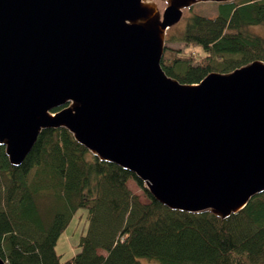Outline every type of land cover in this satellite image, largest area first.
Wrapping results in <instances>:
<instances>
[{"label": "water", "instance_id": "95a60500", "mask_svg": "<svg viewBox=\"0 0 264 264\" xmlns=\"http://www.w3.org/2000/svg\"><path fill=\"white\" fill-rule=\"evenodd\" d=\"M233 0H0V145L21 166L66 128L172 210L222 219L264 193V61L182 83L162 67L186 8ZM0 264H8L0 256Z\"/></svg>", "mask_w": 264, "mask_h": 264}, {"label": "trees", "instance_id": "16d2710c", "mask_svg": "<svg viewBox=\"0 0 264 264\" xmlns=\"http://www.w3.org/2000/svg\"><path fill=\"white\" fill-rule=\"evenodd\" d=\"M264 0L217 4L167 37L162 67L182 83L264 61ZM169 43H179L174 47ZM199 46L205 55L197 57ZM135 180L147 201L134 193ZM88 228L63 261L58 240L75 214ZM0 256L8 264H264V193L222 219L210 211L172 210L134 173L101 161L66 128L46 129L21 166L0 145Z\"/></svg>", "mask_w": 264, "mask_h": 264}, {"label": "rangeland", "instance_id": "374dc122", "mask_svg": "<svg viewBox=\"0 0 264 264\" xmlns=\"http://www.w3.org/2000/svg\"><path fill=\"white\" fill-rule=\"evenodd\" d=\"M155 2L158 3L160 9L163 12L167 6L166 0H155ZM217 4L218 3L215 2H200L190 8H186L184 10L182 20L178 24L168 29L167 37L171 33H178L181 30H183V28L187 23L188 18L194 14H200L211 17L217 15ZM247 30L251 33L264 34V27H250ZM166 44H168V42H166ZM169 45H172L174 47L181 46V44L179 43H169ZM189 51H193V53L199 58L205 55L203 49L199 46H196L195 48H192ZM128 185L130 189L134 193L138 194L143 201H147V198L144 195V190L143 188L140 187L137 181L132 179L128 182ZM86 214H87L86 210L84 209L79 210L73 217L68 228L62 233V235L58 240L56 250L58 251L59 254L62 255L63 261L72 258L79 251L78 244L80 243L82 235L86 234L88 228V221L86 219ZM142 262L143 264H157L153 261L150 262L147 259H142Z\"/></svg>", "mask_w": 264, "mask_h": 264}]
</instances>
